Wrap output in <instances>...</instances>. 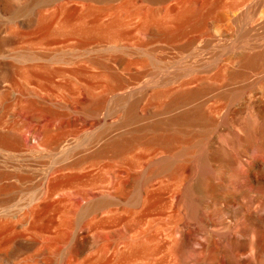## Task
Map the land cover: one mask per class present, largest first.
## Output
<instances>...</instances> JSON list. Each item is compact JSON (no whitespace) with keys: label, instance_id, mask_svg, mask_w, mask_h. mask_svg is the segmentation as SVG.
Wrapping results in <instances>:
<instances>
[{"label":"bare ground","instance_id":"obj_1","mask_svg":"<svg viewBox=\"0 0 264 264\" xmlns=\"http://www.w3.org/2000/svg\"><path fill=\"white\" fill-rule=\"evenodd\" d=\"M238 9L237 0L0 3V58L10 61L0 75V200L39 179L21 213L0 216V264H264V155H246L263 143L264 105L235 128L236 155L213 152L206 135L217 83L264 64V35L233 52ZM218 25L208 36L223 53L169 71L168 50ZM35 40L83 53L16 49ZM29 81L55 91L32 98Z\"/></svg>","mask_w":264,"mask_h":264},{"label":"rangeland","instance_id":"obj_2","mask_svg":"<svg viewBox=\"0 0 264 264\" xmlns=\"http://www.w3.org/2000/svg\"><path fill=\"white\" fill-rule=\"evenodd\" d=\"M3 1L4 0H0V3L1 2L3 3ZM241 1H242V3H241ZM241 1L237 0V2H239V9L236 10L235 11L236 13L234 12V15H233V17H234L233 23L235 25L231 23L232 19L229 21V26H230L229 29H231L230 31H231V34L233 35V40H235V42H236V47L233 50L234 53H242V52L245 53L247 50L245 49V51H244V48H243L244 45L246 47L247 46L255 47L257 45H260L262 43L260 38L264 35V32H263L264 31V18H262V17H264V9H263L264 8V3H263L264 0H241ZM245 3H247V4H245ZM240 15H241V17H240ZM32 16H33V14L31 13V17L30 18H32ZM1 18L2 17H0V37H3L6 34L3 32L4 31V25H3L2 22H5V21H4V19H2V22H1ZM220 26L221 25L216 26L217 28L214 26L213 28H211L210 33L209 32H205L204 34L200 35L197 40H195L193 42H189L188 41L187 43H185V45H183L181 47L170 49V51L168 50L167 53L169 55H167V56L170 57V58H173V59L175 58V61L173 62V64H171V67L169 68L170 69L169 71H172V72L177 71V72H179L182 67L183 68L185 66L187 67L186 60L190 59V56L193 55V54L194 55L195 54L198 55V57H200V58H201V56L202 57L206 56L208 58V55H209V59H210L211 55L213 57V55H215V54H217L219 52H220V54L223 53L224 51H222V50L220 51L219 48H217L215 46V44H216L214 42L215 40H212V38L210 40V37H211L210 35L211 34H214L215 36H217L219 34L218 31H220L219 29H221ZM202 29L203 28H201V30ZM35 41L36 42L38 41V43L34 42V44L33 43L29 44L27 42H23V43L20 42V43L17 44L18 47H16V49L17 48L21 49V48H25V47L27 48L28 45H29V48H32V50L34 49L35 51H38L40 53L41 52H43V53H54V52H56L54 50H57V51L62 52V53H65L67 51L66 48L68 47L69 51L66 52V53H67V55H70V56H68L69 58H73L74 56L71 57V55H74L75 53H79V54L83 53V51L79 50V49H77V51H76L75 50L76 47L74 46V43L71 42V41H70L71 43L69 42L68 45L71 46L72 51L69 49L70 48L69 46L66 47L67 43L66 44H64V43L62 44V43L59 42L60 43V46H59V43H57V42L49 43L50 42L49 41L48 44H47V42L46 43H42V41H40L41 42L40 43L39 40H35ZM240 43H241V45H240ZM24 44H25V46H24ZM35 44L37 46L40 45L41 48L39 46L38 47H32V46H35ZM42 44H44V45H42ZM239 45H240V47H239ZM11 46L9 48L13 49L14 48L13 46H15V45L12 46L13 48ZM43 47H45V48H43ZM215 47L219 50V52L218 51L216 52L217 49ZM37 48L40 49V51L37 50ZM220 49H222V48H220ZM45 51H47V52H45ZM73 51H74V53H72ZM195 51H196V53H195ZM198 51L202 52V54H200V53L197 54ZM211 51L213 53L210 54ZM225 53L230 54L228 51L227 52L225 51ZM183 54H184L183 59H181L179 61V59L181 58L180 56H182ZM228 54H226V55H228ZM184 57H186V58H184ZM204 57L201 58V59H207L206 57L205 58ZM77 59H82V58L80 57V58H77ZM178 61L182 64V66H181V64ZM8 62H10L9 59L7 61L6 59L4 60V58H0V69H1L0 75L3 76V73L6 71V66L5 65L6 64L8 65L9 64ZM34 62L35 63H40V64L43 63L42 61L41 62L40 61H34ZM177 63H179V64H177ZM1 64H2V66H1ZM232 67H238L237 62H234V64H232ZM258 67H259V69H258ZM183 70L184 69H182L180 72H182ZM177 72H175V73H177ZM245 75H243L240 78L235 79L234 81H225L223 83V86H220V83H219V86H218V83H217V85L215 86V89L213 90V92L209 93V95H208V98L210 99L209 103L210 104H216L217 103V105H215V106H217V107L219 106L218 107V111H220V112H219V114L218 113H216L214 115L212 114L213 115L212 118L215 120L216 126L213 127V128H207L206 135L209 138V143L212 145L213 152H218V153H220L221 155H224V156H228V155L229 156L230 155L234 156V155H236V149L234 148L236 141H234V140H237V139H241L242 140V139H244V134H243V132H241L242 130L240 131L242 133L241 134L239 131H236L235 128L241 127V126H243L246 123V120H247L246 118H249V115H247V113L251 114V113L255 112L253 110L260 109L261 105H264V101H262V100H264V80H263L264 79V64L258 65L256 67H252L251 70H248V72ZM171 77H174V76H171ZM184 77L190 78V77H194V76H177V77L175 76L174 78H175V80L177 78L176 81H178L179 78H180V80L186 79ZM25 88H26V90H28L29 93H31L28 96H30L32 98H36L35 92L38 95H43V94H46V93H53L55 91L50 86H45V84L43 82H41V81H39V82L29 81V83L25 84ZM218 89H220V90H218ZM30 91H33V92H30ZM234 91L235 92L237 91L236 93L239 92L240 94L237 95V96H233L234 95L233 94ZM217 93H223V94H217ZM228 97H229V99H228ZM217 101L219 102V104H218ZM221 101H223V102H221ZM260 101H262V102H260ZM111 105H113V103H111ZM219 108H221V109H219ZM248 109H249V111H248ZM221 111H222V115L219 116L221 114ZM225 114L227 115L228 118L226 119V121H223V118H224ZM241 119H243V120H241ZM228 120H229V122H228ZM227 122H228V124H227ZM232 122L233 123L235 122V123L233 124ZM231 124H233L235 126L237 125V127H233V125H231ZM200 127H201V124L197 128L200 129ZM261 130L264 132V128H262V126H261ZM262 131H260V133H259L261 136H257V138L261 137L260 139H262V140H259V139L258 140H259V142L260 141L263 142V143H259V144H261L263 146L262 147L263 150L260 149V152L259 151L257 152L256 150L257 149L259 150V147L257 145H259V144H256V145H254L253 147H251V148H249L247 150L248 153L246 155L249 154V156H252V155L256 156L257 154L260 155V153L262 151H263L262 152L263 154L261 153V155H264V133ZM252 148H253V151H252ZM37 173L38 172H36L34 175H37ZM38 174L40 175V173H38ZM37 179H38V175L36 176V179L32 180L33 182L32 181H31V183H30V181H29V183L26 182V184L21 187L22 189L26 188V190H22L20 188L21 190H19L17 192V201L16 200H14L12 202L9 201V204H8V202H3L7 198L6 196L4 197L5 198L4 200L3 199L0 200L1 201L0 204L3 205V206L0 205L1 206V208H0V216L1 217H5V216L7 217V215L9 216V215H15L17 213L18 214L21 213V208H22L23 203L26 204L27 203L26 201L28 200L27 198L30 195H32V194H34L36 192L37 185H34V184H37L36 181L39 182V179L38 180ZM32 185H34L33 187H35V186L36 187L35 188H30L31 190L27 189L28 187H32ZM21 198H24V199H27V200H25L24 202H21V200H20Z\"/></svg>","mask_w":264,"mask_h":264}]
</instances>
